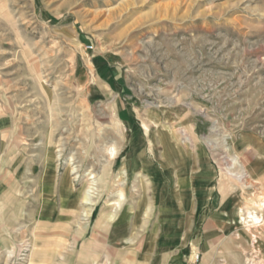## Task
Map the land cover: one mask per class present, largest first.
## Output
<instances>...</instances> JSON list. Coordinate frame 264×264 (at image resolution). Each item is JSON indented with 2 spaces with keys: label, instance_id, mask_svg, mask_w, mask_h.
<instances>
[{
  "label": "rangeland",
  "instance_id": "374dc122",
  "mask_svg": "<svg viewBox=\"0 0 264 264\" xmlns=\"http://www.w3.org/2000/svg\"><path fill=\"white\" fill-rule=\"evenodd\" d=\"M0 120V264H264V0H0Z\"/></svg>",
  "mask_w": 264,
  "mask_h": 264
},
{
  "label": "crops",
  "instance_id": "0c3cea01",
  "mask_svg": "<svg viewBox=\"0 0 264 264\" xmlns=\"http://www.w3.org/2000/svg\"><path fill=\"white\" fill-rule=\"evenodd\" d=\"M4 122L0 120V153L2 152L3 143H2V137H3V131L2 127ZM114 160V159H113ZM112 161V160H111ZM0 162H2V159H0ZM110 164V162H109ZM69 174H72L69 171ZM249 178L250 174L247 173ZM64 179L61 180L60 186L63 187ZM87 194V191L85 192ZM83 195L87 196L88 198H82V203L86 206H93V204L89 203L91 198L89 195ZM61 195V194H60ZM63 199V198H62ZM73 204L79 202L77 200L72 199ZM74 204V205H75ZM225 205L222 207L221 212L223 216L227 217V214L224 212ZM238 209V214H239ZM93 211V210H91ZM92 216V213H91ZM9 215H4L3 219H9ZM232 222V221H229ZM113 224V223H112ZM110 222L107 223L101 229V231L105 230V233L107 231V228L109 229H118V233L115 236H99V237H88L86 241V247L84 246L83 252H78L77 255H73L72 258V264H95L96 260L103 259L105 261V264H112V261L114 260L113 264H127V260L129 259H136L139 260L141 263L137 262V264H189L188 260L185 258V254L183 252L185 247L180 248L177 250H171L168 251V243L170 241H167L166 237L159 236L155 241H146V244H143V252L139 253L136 251V253H133L134 251V244L131 238L128 235L125 236V229H126V223L125 221H117L112 225ZM99 228V225L95 227ZM102 228V227H101ZM128 228V227H127ZM117 233V231H114ZM98 238V240H97ZM1 242V241H0ZM4 244V243H1ZM137 245V244H136ZM3 246V245H0ZM137 248V246H136ZM154 248V252H151V250ZM74 254V253H73ZM233 258H237L235 255H233Z\"/></svg>",
  "mask_w": 264,
  "mask_h": 264
},
{
  "label": "bare ground",
  "instance_id": "6f19581e",
  "mask_svg": "<svg viewBox=\"0 0 264 264\" xmlns=\"http://www.w3.org/2000/svg\"><path fill=\"white\" fill-rule=\"evenodd\" d=\"M111 152L109 153V160H111V159H113L114 157H115V154H116V151L115 150H113L112 148H111ZM59 152H60V150H59ZM108 163H109V161H108ZM93 171V169L91 170V172ZM70 172L72 173V174H76L77 173V170L73 167V168H71L70 169ZM94 173V172H93ZM94 177L92 176V177H90L89 179H93ZM248 174L247 173H245V172H242L241 173V175H238L237 176V179H238V181L241 183V184H245V182H246V180H248ZM242 182H244V183H242ZM92 186V185H91ZM90 190H92V188L90 189L89 188V190L87 191V194H92V192L90 191ZM260 200V199H259ZM253 207H255V208H257V206H253ZM243 210L242 209H240L239 210V214H241V212H242ZM253 210H250V211H246L245 212V215H246V217H241L240 216V218H239V222L240 223H243V224H245V226L246 227H252V226H254V225H259V224H261V223H264V218L263 217H257L256 216V214H254L253 212H252Z\"/></svg>",
  "mask_w": 264,
  "mask_h": 264
}]
</instances>
